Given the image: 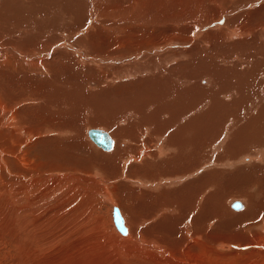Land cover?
Segmentation results:
<instances>
[{"label": "bare ground", "instance_id": "obj_1", "mask_svg": "<svg viewBox=\"0 0 264 264\" xmlns=\"http://www.w3.org/2000/svg\"><path fill=\"white\" fill-rule=\"evenodd\" d=\"M4 1L0 264H86L69 254L42 259L36 249L20 246L22 236L8 231L13 227L1 218L25 190L32 195L41 190L36 197H45L54 185H44L54 176L55 184L60 177L99 183L112 210L113 196L117 198L127 230L122 233L114 224L122 236L110 240L124 249L126 258L120 262L115 253V258L102 257L96 264H134V255L156 264H264V0H60L62 8L72 7L68 19L81 41L74 32L70 41L65 36L59 41L61 36L44 31L50 27L31 28L28 19L36 22L33 15L41 7L26 0H12L11 6ZM59 11L58 19L64 20ZM81 18L87 24L74 21ZM204 53L209 56L201 61ZM82 64L94 65V71H82ZM232 72L238 83H229L230 111L235 114L222 120L226 109L222 116L223 105L217 107L216 100L228 101L230 92L222 94V86ZM239 73H248L251 81L243 84ZM90 124L107 131L99 126L106 125L124 141L118 139L113 147L111 138V147H102L86 132L94 127ZM203 124L219 133L211 146L240 150L201 152ZM85 135L102 150L115 149L102 153L107 159L97 162L98 169L86 167V177L78 178L74 172L81 168L67 169L59 154L65 145L80 146ZM24 145L31 148L22 149ZM33 147H47V152L36 148L40 158L30 159ZM225 169L233 170L228 172L231 180L223 178L219 184ZM204 170L207 174L199 176ZM32 173L38 175L34 180L29 179ZM242 174L245 180L237 183ZM235 195L244 196L247 205ZM236 200L242 204L238 208L233 206ZM155 216L158 221L148 224Z\"/></svg>", "mask_w": 264, "mask_h": 264}, {"label": "rangeland", "instance_id": "obj_2", "mask_svg": "<svg viewBox=\"0 0 264 264\" xmlns=\"http://www.w3.org/2000/svg\"><path fill=\"white\" fill-rule=\"evenodd\" d=\"M11 1L12 0L8 1V5L11 4ZM16 1H18V0H16ZM46 1L47 0H44V1L43 0H26V3L28 5H30V6L41 7L40 8V12L35 13V15H33V18L36 20V22L32 21L31 19H28L30 27L31 28L35 27L34 29H38V30L50 27L49 29H45L44 31L50 32L51 34L55 33L56 37H58V36L60 37L61 36L59 38V41H60V39H63L62 36L67 37V39L69 40L71 38V33L72 32H74V33H72L74 38L80 40L81 38H77L74 35V34H78V32H77L78 28L76 29V27L73 26L74 25L73 22L68 19V18H70V14L69 13H70V10L72 11V9H71L72 7H67L68 9L62 8L58 4L59 2H61L60 0H56L57 3H56L55 0L54 1L53 0L50 1L49 4L51 6H49L48 1L47 2ZM6 2H7V0L4 1L2 4H6ZM52 3H54V4H52ZM1 6L3 8V5L0 4V7ZM9 6H11V5H9ZM45 6H47V7H45ZM42 7H44V8H42ZM58 9L61 10L62 12L59 11ZM50 11H51V13H50ZM56 11H59L60 14H63V17H65L64 20L60 19V20H62L63 23L58 19L59 18V16H58L59 13L56 12ZM47 13H48V15H45ZM66 15H67V17H66ZM68 15H69V17H68ZM85 18L87 19V21L89 23L92 22L91 18H87L86 16H85ZM67 20H69V21H67ZM78 20L79 19L74 20V21H77V23H80L81 25H83L82 23L85 21V19L83 18V21H81L82 18L79 21ZM60 23H62V25ZM66 23L68 25V28H65V27H67ZM84 23L87 24L86 22H84ZM57 24H59V27H58ZM70 24L72 25L73 28L70 26ZM61 26H64V27H61ZM70 27H71V31L69 29ZM169 27L172 28L171 26H169ZM62 28H64V29H62ZM173 30H175V28ZM68 31H69L70 34L68 33ZM179 34L180 33H178V35ZM185 36L188 39L190 37V34L186 33ZM175 37L176 36H174L173 38H175ZM44 39H46V38H44ZM75 43L76 42L74 41L73 44H75ZM171 43H172V41L168 42V46ZM188 46H189V44H188ZM204 55H206L207 57L204 56ZM208 56L209 55L204 53L202 55L201 61H206ZM203 57H204V59H203ZM175 63H176V60L173 62V66H172L174 68V70L177 69L174 66ZM82 65H81L82 71L85 70L84 68H86V72H89V71L93 72L94 71V68H93L94 65H92V64H88V65L82 64ZM239 74L240 75H239L238 78H240L241 80L243 79L242 80L243 84H247V83H245L246 80L247 81H251L249 78H247L248 76H246V75H248V73L247 74L246 73H243V74L239 73ZM249 74H251V73H249ZM244 75H245V77H244ZM228 76L232 77V80L234 79V77H233L234 73L233 72L230 73V74L228 73ZM229 77H228L229 82L227 83V82H225V80H223V84L224 85L222 86V87L225 88V90H223L224 93H222V94L226 95V93L230 92V93L227 94L228 101L220 99V98H219V101L216 100V103H218L217 107L220 106V104L223 105L222 106L223 108L220 107L221 110L219 108L220 113L222 111L221 115L224 116L226 114L222 120H228V118H230L228 116H232V114H235V112L234 113L231 112V111H233V108H234V106L232 104V102H233L232 101V96L233 95L231 96V94H232V87L234 85H238V83H235L236 80L231 81V79ZM173 80H174L173 83H175V87L177 89H181V86L178 84L176 79L173 78ZM119 82H120V80H119ZM233 82H234V85H233ZM229 83H231L232 87L230 86ZM202 85H204V84H202ZM255 86H256V84H253V90L255 92H257L258 91V86H256L257 88ZM229 87H230V89H229ZM196 89H198V87ZM246 89L249 90V88H246ZM233 91H234V88H233ZM224 101H225V103H224ZM121 105L125 106V104H121ZM225 109H226V111H224ZM230 109H231V111H230ZM227 110H229V111H227ZM223 111L225 112V114H224ZM233 116H235V115H233ZM205 120L206 121H205L204 124H206V122H208V115L207 114L205 116ZM89 126H94L92 128H97L96 125L90 124ZM99 126H103L104 129L107 128V132L109 130L108 134L113 139V147L114 146L116 147L118 139L124 141L123 137H122L123 138L122 139V138L115 137L113 135V133H112L113 129L110 130V128L106 127V125H105V127H104V125H99ZM204 126L206 127V125H204ZM204 126H203V128H204L203 129L204 138H203V146L200 149L201 152H204V151L205 152H212V150H213V152L217 154L218 151L220 150L219 154H222V153H224V151L227 152V153H229V152L230 153H232V152L235 153V152H238L240 150V147H238V149H235L233 147L231 148L230 145H228L227 147H224L225 145H223L222 146L223 148L220 147V146H214V145L211 146L212 144H209V142H216L215 140L219 136V133L215 130V127H214V130L209 132L208 131L209 127L205 128ZM164 129H165V126L161 130H164ZM206 132L207 133L209 132L208 135H205ZM206 136H208V137H206ZM79 145L80 146L74 147V148H73V146L69 147V146L65 145V148L62 147L64 150L62 149L61 154L57 153V155L59 154V156L62 157V160H60L62 163H64V160L66 161L65 163H66L67 169H69L70 167L81 168V169H78L79 171L76 170L74 172L75 175L78 178H82L83 176H85L83 169L85 170L86 167H90L91 168V172H94L95 170H93V169H95V168L98 169L99 167H97V166H99L100 163H97V162H100L101 160H106L107 159V158H104L102 153H111L115 149V148H113L112 150H102V148L96 147L95 144L93 142H91L90 138L88 139L86 135H85V141L84 142L80 141ZM60 147H61V145H60ZM215 147H216L217 150L215 149ZM228 147H230V148H228ZM30 148L31 147L29 145H24L22 147V149H25V150L26 149H30ZM36 148H37V150L40 149L39 151L42 154H43V152L45 154L47 152L46 151L47 147H43V148L36 147ZM36 148L35 147L32 148V152L30 154L31 156L29 157L30 159H32L33 156L40 158L39 155L36 153V152H38L36 150ZM210 148H213V149H210ZM221 148H222V150H221ZM97 150H98V152H97ZM219 154H217V155H219ZM45 157H46L45 155H44L43 158L41 157L42 161H46ZM46 167H47L46 165L42 166V168H44V169H46ZM99 171L102 172V170H99ZM231 171H233V170H227L226 171V169H225L223 172H221V174H220L221 177H219L218 180H217L218 183H219V181H220V183H222V182L228 181V179L231 180L230 179V175H229L231 173ZM204 172H205V174H207V171L204 170V171H201L199 176L201 174H202L201 176H203ZM228 172H230V173L228 174ZM260 172H257V173H260ZM39 173H41L43 177L46 176L42 169L40 170ZM47 173H49V172H47ZM61 173L62 172L58 173L59 176L61 175ZM34 174L35 173H32V174L29 175V179L30 180L31 179L34 180L36 177H38V175H34ZM42 176H39V178H42ZM227 176H228V178H226ZM223 178H224V180H223ZM242 178L240 180H238V182L237 181L236 182L237 183H240L239 181L243 182L245 180L244 175L242 176ZM55 179L56 178L54 176L52 178V180L49 179L45 183V185H44L45 189H48L50 186L54 185L53 187H50V189L48 190V193H47V195L45 197H42V196L41 197H36V194L37 193H41V190H39L40 192L37 191V192L33 193L34 195L30 194L29 192H27L25 190V192H22L23 194L22 193L21 194L22 195L25 194L26 196L25 195L22 196L20 194L19 196H17L18 200L13 201L12 204L9 203V206H11L12 208L10 207L9 210L5 209L7 212H5V210L3 211L5 213V214H3L1 216V218L3 219V222L8 221L10 223L11 227L14 228V229L13 228L12 229H8V231H14V232L17 231V233L20 236H22V237H20L21 238L20 246L23 245L22 247H24L26 245L25 247H32V248L36 249L37 255H39V256L41 255L40 257L42 259H45V260H48L47 259L48 255H51V254H55L57 257H59L60 255L63 256V255L69 254V255L74 256L75 258L77 257V259H83L84 261H86V264H96L100 260V258H102V257H105L106 259L108 257L111 258V259L115 258V253H116L117 256H119V258L116 256L118 258V260L120 262L121 261L123 262L125 260V258H126V257H123V256H126L123 253L124 249L123 248L120 249L121 247L120 248L119 247H115L113 241L110 240V237H112V236H113V239H116V237H118L119 235L120 236H122V235L119 233V231L116 229V227L114 225L113 216H112V206L108 202V200L104 197V195H103L104 191L102 190V186L99 183L94 184L91 180L83 181L84 179H76V178L63 180V179H61V177H60V180H58L59 183L55 184V182L53 181ZM221 180H223V181L221 182ZM90 181H91V183H90ZM26 193L29 194V195H27ZM113 195L114 194H112V196ZM21 197H23V198L25 197V199L26 200L28 199V200L27 201L25 199L22 200ZM243 197L244 196H241V195H235V198H237V199L241 198L240 200L243 199L242 201L245 200V205H247L248 201L245 199V197L244 198ZM34 198H36V199L33 200ZM114 198H115V201H116L117 198L115 196H113V200H114ZM10 199H12V198L10 197ZM30 200H33L35 203L34 202L30 203ZM115 201H114V204L116 206H118V208L121 210L120 205L118 204L117 201L116 202ZM1 202L2 201H0V203ZM24 204L33 206L34 208L33 207L27 208L26 207L27 205H24ZM13 206L16 208L17 212L16 211L12 212L13 210H11V209H13ZM36 206H38V207H36ZM22 208H24V209H22ZM59 208H61V209H59ZM35 209H37V210H35ZM19 210H21V211H19ZM10 212L12 213V215H11ZM23 212H25L26 214L23 213ZM4 215L7 218H5ZM122 215H123V213H122ZM158 218L159 217H157V216L153 217L150 220L147 218L148 219V224H152L154 222H157ZM12 220L16 224L15 227L13 226ZM37 220H39V221H37ZM165 223L166 222H165L164 219L161 220V222H160V224L163 225V226L165 225ZM125 225H127V224L125 223ZM1 230L2 229L0 228V231ZM40 233H42V234H40ZM37 234L38 235H42V236H39L40 238H38ZM21 242H23V243H21ZM41 246H42V248H41ZM139 247L144 248L141 245ZM1 249H2V247L0 246V253H1ZM119 253H120V255H119ZM43 255H44V258L42 257ZM135 256L136 255L131 256V258H130L132 260V263H134V264H138V263L139 264H156L153 260H151L149 258H147L145 260H142V259H138ZM135 259H137L136 260L137 263H135V261H134ZM103 264H105V263H103ZM107 264H110V263L108 262Z\"/></svg>", "mask_w": 264, "mask_h": 264}, {"label": "water", "instance_id": "obj_3", "mask_svg": "<svg viewBox=\"0 0 264 264\" xmlns=\"http://www.w3.org/2000/svg\"><path fill=\"white\" fill-rule=\"evenodd\" d=\"M89 137L98 145L102 146V147H111L112 141H111V136L108 134L107 131L102 130V129H98V128H89L87 130ZM242 204L239 200H236L233 202V206L235 208L240 207ZM112 215H113V221L114 224L116 225L117 229L122 232L125 233L127 228L123 222V217L119 211L118 206L114 205L113 206V210H112Z\"/></svg>", "mask_w": 264, "mask_h": 264}]
</instances>
